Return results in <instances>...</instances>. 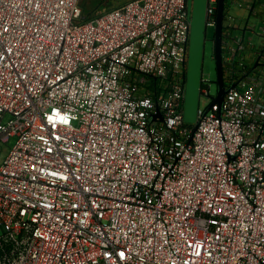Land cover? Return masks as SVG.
I'll return each mask as SVG.
<instances>
[{
	"label": "built area",
	"instance_id": "built-area-1",
	"mask_svg": "<svg viewBox=\"0 0 264 264\" xmlns=\"http://www.w3.org/2000/svg\"><path fill=\"white\" fill-rule=\"evenodd\" d=\"M188 14L0 0V264H264V42H246L264 0H225L227 92L195 123Z\"/></svg>",
	"mask_w": 264,
	"mask_h": 264
},
{
	"label": "water",
	"instance_id": "water-1",
	"mask_svg": "<svg viewBox=\"0 0 264 264\" xmlns=\"http://www.w3.org/2000/svg\"><path fill=\"white\" fill-rule=\"evenodd\" d=\"M208 0H188V17L190 20V39L187 63L185 68L184 118L195 123L200 98V81L203 73L205 42L207 40L206 10ZM225 0L218 2L217 26L214 33V57L216 60L218 94L215 98L223 102L227 92L223 76L222 38ZM237 82L231 84L234 87Z\"/></svg>",
	"mask_w": 264,
	"mask_h": 264
},
{
	"label": "rangeland",
	"instance_id": "rangeland-1",
	"mask_svg": "<svg viewBox=\"0 0 264 264\" xmlns=\"http://www.w3.org/2000/svg\"><path fill=\"white\" fill-rule=\"evenodd\" d=\"M128 0H80L81 6L84 9V12L90 14H98L104 12L113 7L119 6ZM250 1V0H247ZM230 2V0H228ZM231 12L233 15H236L238 18L235 21L236 27L239 28L232 29L233 35L242 34V29L246 23V19L249 16V12L245 8H240L236 4L231 5ZM248 26L250 29L246 32V42L248 45V54L249 56L254 53L256 48L263 45L264 42V18L257 14H253L248 19ZM229 22L226 21V24ZM214 33L215 27H209L207 31V40L205 42V56L203 64V74L204 77L210 80L211 88L210 94L201 93L199 98V106L202 109H206L217 97L218 94V83H217V70H216V60L214 57ZM15 141V138L10 139V145ZM2 229L0 228V234Z\"/></svg>",
	"mask_w": 264,
	"mask_h": 264
},
{
	"label": "trees",
	"instance_id": "trees-1",
	"mask_svg": "<svg viewBox=\"0 0 264 264\" xmlns=\"http://www.w3.org/2000/svg\"><path fill=\"white\" fill-rule=\"evenodd\" d=\"M83 10H84V9H83ZM84 13H85V15L88 16V17H92V16H94V14H90V12H88V13L84 12Z\"/></svg>",
	"mask_w": 264,
	"mask_h": 264
}]
</instances>
